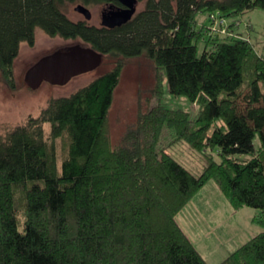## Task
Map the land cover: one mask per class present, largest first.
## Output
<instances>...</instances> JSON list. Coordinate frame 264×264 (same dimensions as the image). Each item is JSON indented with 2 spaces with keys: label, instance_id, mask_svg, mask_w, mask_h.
Returning <instances> with one entry per match:
<instances>
[{
  "label": "trees",
  "instance_id": "obj_1",
  "mask_svg": "<svg viewBox=\"0 0 264 264\" xmlns=\"http://www.w3.org/2000/svg\"><path fill=\"white\" fill-rule=\"evenodd\" d=\"M144 1L126 23L109 27L73 20L64 5L118 7L120 0H0L6 83L21 45H34L38 30L116 58L22 123L0 122V264H209L177 215L211 180L234 208L258 209L254 220L263 227L218 264H264V54L252 40L210 34L197 19L264 10V0ZM142 55L159 68L165 89L198 102L200 112L193 120L157 105L113 144L115 89L125 62ZM167 126L175 141L204 154L200 173L160 147Z\"/></svg>",
  "mask_w": 264,
  "mask_h": 264
},
{
  "label": "rangeland",
  "instance_id": "obj_2",
  "mask_svg": "<svg viewBox=\"0 0 264 264\" xmlns=\"http://www.w3.org/2000/svg\"><path fill=\"white\" fill-rule=\"evenodd\" d=\"M144 4V0L140 1L137 9L140 10ZM76 5L77 3H66L64 11L73 20L85 19L84 14L76 10ZM104 7H106L104 4L89 6L93 14L89 23L101 24V12ZM233 18L242 23L240 30L248 35L249 39L256 43L257 49L264 54V10L252 8ZM197 19L200 22L205 21L202 23H206V25L210 21L208 20V14L205 12H200ZM35 39L34 45L27 43L21 45L19 56L14 61V79L10 84L4 81L0 72V122L5 125L8 124L9 127L22 123L31 113H39L49 98L56 95L66 96L77 87L87 84L98 74L112 67L116 61L115 57L107 56L96 70L76 75L65 85H53L43 82L40 88L31 89L24 81L26 69L43 54L74 42L60 37H50L43 30L37 31ZM199 43L198 53L200 54L204 48V42ZM161 75L159 68L155 67L154 63L145 55L133 57L125 62L120 77L121 80L115 89L113 104L109 112L108 132L113 144L119 143L124 132L136 126L140 116L157 105L173 110L186 111L193 120L196 119L200 112L199 103L191 101L183 95H172L165 89ZM4 129L5 127H0V131H4ZM162 133L160 147L165 148L167 152L194 173H200L203 170L206 161L203 153L194 149L184 140L175 141L174 130L168 126L164 127ZM254 143L257 148L260 144L258 135ZM57 149L60 156H62L64 151L62 139L57 140ZM215 157L220 159L218 153H215Z\"/></svg>",
  "mask_w": 264,
  "mask_h": 264
},
{
  "label": "crops",
  "instance_id": "obj_3",
  "mask_svg": "<svg viewBox=\"0 0 264 264\" xmlns=\"http://www.w3.org/2000/svg\"><path fill=\"white\" fill-rule=\"evenodd\" d=\"M258 214L254 207L234 208L211 180L182 208L177 220L207 262L218 264L263 230L254 220Z\"/></svg>",
  "mask_w": 264,
  "mask_h": 264
},
{
  "label": "water",
  "instance_id": "obj_4",
  "mask_svg": "<svg viewBox=\"0 0 264 264\" xmlns=\"http://www.w3.org/2000/svg\"><path fill=\"white\" fill-rule=\"evenodd\" d=\"M125 7L109 5L104 9L101 24L117 27L126 23L137 11L138 0H120ZM76 10L91 20L93 14L89 6L83 3L76 5ZM104 53L81 42L66 44L43 54L26 69L24 81L32 89H38L43 82L65 85L76 75L96 70L104 61Z\"/></svg>",
  "mask_w": 264,
  "mask_h": 264
},
{
  "label": "built area",
  "instance_id": "obj_5",
  "mask_svg": "<svg viewBox=\"0 0 264 264\" xmlns=\"http://www.w3.org/2000/svg\"><path fill=\"white\" fill-rule=\"evenodd\" d=\"M209 24L206 28L210 34L221 37L244 38L247 40L249 36L244 34L241 29L242 23L233 17H225L219 10L208 15Z\"/></svg>",
  "mask_w": 264,
  "mask_h": 264
},
{
  "label": "flooded vegetation",
  "instance_id": "obj_6",
  "mask_svg": "<svg viewBox=\"0 0 264 264\" xmlns=\"http://www.w3.org/2000/svg\"><path fill=\"white\" fill-rule=\"evenodd\" d=\"M121 6H122V7H125V5H124V4H122ZM107 7H108V5L106 4V7H104V8H103L102 12H103V11H104V9H105V8H107ZM102 12H101V14H102V15H101V22H102V19H103V13H102Z\"/></svg>",
  "mask_w": 264,
  "mask_h": 264
}]
</instances>
